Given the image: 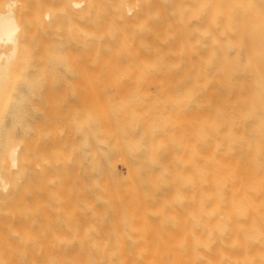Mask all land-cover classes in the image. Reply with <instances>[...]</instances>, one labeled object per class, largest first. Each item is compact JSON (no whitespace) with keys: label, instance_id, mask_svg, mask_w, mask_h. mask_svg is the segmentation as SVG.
<instances>
[{"label":"bare ground","instance_id":"6f19581e","mask_svg":"<svg viewBox=\"0 0 264 264\" xmlns=\"http://www.w3.org/2000/svg\"><path fill=\"white\" fill-rule=\"evenodd\" d=\"M16 1L0 12V264H264V0H72V86L131 95L62 104V140L47 103L53 184L47 98L15 97Z\"/></svg>","mask_w":264,"mask_h":264},{"label":"rangeland","instance_id":"374dc122","mask_svg":"<svg viewBox=\"0 0 264 264\" xmlns=\"http://www.w3.org/2000/svg\"><path fill=\"white\" fill-rule=\"evenodd\" d=\"M7 1L8 0H0V12L5 10V8H6V5L5 4H6ZM71 1L72 0H18V1H16L15 4L12 5V9H13V11L15 13L16 18H18V22H19L20 30H21V36L19 38L20 39V41H19L20 43L18 44V45H20L21 50L20 49H18V50H19V52L21 51L20 53L22 55H24V53H25V55L23 57H21L22 58L21 59V65H20V61H19V63L18 62L15 63L16 61L13 63V65L16 64V67L19 65L18 66V70L15 68V66H13V69L15 68L17 70L16 72L19 71L18 74H17V76H16V78L13 80V82H15V84H16V86H15V91H16L15 97L20 98V99H23V98H25V99H31L30 102H33L32 99H34V101H36L35 99L40 100L42 98V100H40V101L37 100L39 102L38 105L40 104V102L44 103L43 102V97H44V99L47 98V100L45 102L46 105L49 102H52L51 104L53 105L54 99H57V98H58L57 101L58 100L60 101V98L61 99H64L65 98L64 100H61V101L64 102L65 100H70L72 102L71 97L72 96L74 97L75 96L74 94H78L77 93L78 91L77 92L74 91V88L76 87L75 88V90H76L79 87L77 89L79 91L83 89V84L81 86L80 85H77L76 86V84H75V85H73L74 88L72 86V79L74 80V75H73L74 74L73 73L74 70H73V65H72V59H71V62H69L70 61L69 58H72L70 56L72 55L71 52H72V48L74 46V37H75V33L73 32V30H74L75 25L77 24V20L76 19H78V14L76 13V11H74V7L72 6V2ZM257 7L258 8H256V13L261 17V19H264V10L260 9L259 6H257ZM45 11H49L50 13H52V16L56 19L54 22H52L51 25L49 24V26L48 25H45V23L43 21L44 20V12ZM68 51L70 53H68ZM22 52H24V53H22ZM20 53L17 54V57H16L17 59L16 60H18V55ZM64 53L65 54L67 53L68 56L64 55ZM64 56L67 57V58H64ZM63 58H64V60H63ZM65 59H67L66 63H68L67 64V68L69 67L68 69H70L71 71H69V70L66 69V63H64L65 62ZM19 60H20V58H19ZM15 69H14V71H15ZM68 72H71V73L68 74ZM12 73H13V70H12ZM15 74L16 73H14V77H15ZM12 79H10V80H12ZM7 81L9 82V80H7ZM11 83H12V81H11ZM84 85H85L84 86V90L85 89L86 90L85 91L84 90L83 91H80V94H79L80 96L78 95L80 101H78L79 100L78 97L75 96L78 100L73 101L72 102L73 104L72 103H69V101H65L64 103H59V101H58V102H56V105L54 104L55 107L56 106L58 107L61 104V106L59 108L60 111H61V114H60V111L57 108H56V110L59 111V112L55 111V113L56 112L59 113V115L56 113L59 116V118L54 119L55 118L54 116H56L55 113L52 114L53 117H51L52 120H55V124L57 122H59V120L61 121V122H59V127L65 126L67 122L70 123V121H71L68 116H66V118L68 117V119H69L67 122H66L67 119H65V118L60 119V115L62 116V113L63 112L64 113L65 112H68V110H66V109H68V108L74 109L73 107H74V105L76 107L77 106V103L79 105L80 104L81 105H87L88 102H91V100L88 101V98L89 97L92 98V99L96 98V100H100L101 98H103L101 96V94L103 96L108 95V97H111V98L113 97V96H111L112 90H109L110 89L109 86H105V85H101V86H99V85L97 86L96 85L95 86V85H90L89 84L90 85V87H89V85L88 86L86 84H84ZM91 86H92V89H101V88L104 89L105 88L107 90L105 91V93L96 92V93H98V94H96V93H94V91L91 93L90 92ZM127 86L129 87V85H127ZM127 86L126 87L124 86V87L125 88H128ZM132 86H134V85H132ZM132 86H130V87L132 88ZM94 87H96V88H94ZM134 87L135 88H141V87L142 88H145V87L148 88L150 86H139L138 85V87H137L135 85ZM51 92H53L54 94H56V96L53 95L54 97H52L51 95L53 93H51ZM73 92H74V94H73ZM88 92L91 93V94L94 93L93 94V97H91L90 96L91 94H88ZM150 93L149 94H146V95H148V101L151 100L150 102H153L156 99L158 100V98H156V99H154V98L155 97H158L159 94H157L155 92H152V91ZM87 94L89 95L88 98L86 96ZM95 94L98 95V96H101V97H97ZM112 94H114L113 99L114 98L115 99H118V97L119 98H124V97L127 98L129 95H131V93L130 92L128 93V91H127V93L125 92V94L123 93L125 96L121 92H120V94L119 93L116 94L115 91H113ZM126 94H128V95H126ZM139 94H141V93H139ZM142 94H144V93H142ZM65 95H67V96H65ZM82 95H84V96H82ZM174 95H175V93L172 92L171 93V96L175 97L176 95L175 96ZM115 96H117V98ZM152 96H153V98H152ZM67 97H69L70 99H68ZM50 98L52 100H50ZM98 98H100V99H98ZM104 98L109 99V98H107V96H105ZM111 98H110V101L112 102L113 99L111 100ZM48 100H50V101H48ZM33 104L34 103H32V104L29 103V106L32 105L31 107H33V108H31L33 110L30 109L31 110L30 111L31 115H32V111L34 112V110L36 109V108H34V106L36 105V103H35V105H33ZM62 104L67 105L68 108L63 107L64 105H62ZM42 106L45 107L46 110H44V108H41V109H43V111L42 112H40V110L38 111V112H40L41 115L36 116L39 113H37V114L35 113L34 116L37 117V118H39V117L42 118L43 117V120L41 119V122L43 121L44 123H45V119H46V121H48V119H49V121H51L52 124H50L49 121H48L46 123L47 126H45V125H43L44 123L42 122L43 123V124L41 123V125H43L42 126L43 127L42 129L41 128H38V127H35L34 125L37 124L39 121L38 122L36 121V123L34 122L33 124L30 123V121L33 122L35 120H39L40 118L39 119H35V117H33L34 119L31 118V120L29 121V124H30L29 126L30 127L32 126V129H33L32 132H35L36 133V129H41V131L40 130L37 131V132H40V134H41V132L45 130L44 128H47V127L50 128V129L49 128L46 129V130H50V133L51 132L54 133L55 130H59L60 131V128L58 127V124H57V126H55L54 123L52 122V120L50 119V116L51 115H50L49 111L51 109L48 110V113H47V109H49V106L48 105L47 106L42 105ZM54 106H53V108H54ZM71 106H72V108H71ZM35 107H37V105ZM62 107H63V109H62ZM50 108H52V106ZM54 109H53V112H54ZM43 113L45 115H47V116H45ZM69 113H70V110H69ZM69 113H68V115H69ZM65 115H66V113H65ZM65 115L62 116V117H65ZM58 116H56V117H58ZM44 117H47V118H44ZM64 121L66 122L65 124H64ZM69 123H67V126L65 127L66 129H64V127L61 128V132L63 134L62 133L60 134V132H59V135H61V138H60L61 140L64 137L66 138V136L64 134L68 135L67 133H69V132L66 131L67 129H69V127H68L69 126L68 125ZM52 125H54V129L55 130L53 129V126ZM39 127H41L40 124H39ZM57 127L59 129H57ZM34 128H36V129H34ZM51 129H52V131H51ZM53 130H54V132H53ZM68 131L71 132V130H68ZM28 132L32 133L31 130H28ZM43 133H47L48 135H46V136H48V138L45 135L43 136L42 135ZM43 133L41 134V136H43L44 140L42 141L43 138L40 136L42 138V139L40 138V140H41L40 143H42L43 146H44V143L47 142L45 144V147H44L45 150L42 149V150H44V152L41 151V149H39V147H40L39 145L37 147L38 149L36 148L35 145H37V142L34 145V142L32 143L30 141V139H31L30 137H33L35 135L32 138V140H33L37 135H39V133L34 134V135L32 133L33 136H31V135L28 134L30 136L29 137L30 138L29 139V141H30L29 144L31 145V143H32V146L33 145L35 146V147L33 146V149L36 148L35 151L38 150V152H39V150H40V152H43V153H41L42 154L41 155L37 151H36V153H34V150L31 149L32 150L31 152L34 153V154H33V158L31 157L30 159L31 160H34V158L36 159V157H38V154H39V156L41 155V158H42V156L44 157V159L43 158L41 159L42 161L43 160L44 161H47L48 160V162H45V163H47V164L48 163H51V165H52V162L55 163L54 162L55 161V157L52 156L51 154L54 153L55 149H56V151H57V149L59 150L60 147L57 148V146H59L61 142L59 143V141H56V139L58 140V137L55 139V136H59V135L56 134V132L54 133V134H56L55 136L53 134L50 135V133L49 132H46V131H44ZM63 135H64V137H63ZM52 136H54V138H52ZM125 136H126V134H125ZM45 137L47 139H45ZM37 139L39 140L38 137H37ZM49 140H50V144L49 145L51 147L50 146H47ZM53 141H55V144L53 143ZM56 142L59 143V145ZM40 143L38 142V144H40ZM30 145H29V147H30ZM62 146H63V144H62ZM47 147H50V148H52L54 150L51 153L50 152H46L45 153L46 150L47 151L49 150V148L46 149ZM47 153H49V154H47ZM56 153H54L55 156H56ZM59 153H60V151H59ZM47 155H48V157H47ZM34 156H36V157H34ZM51 157L54 158V161H50V159L53 160ZM42 161H40V162H42ZM56 161H57V159H56ZM31 163H32V161H31ZM36 163L37 162L35 161V164ZM39 163H38V166H36L34 163L33 164L36 167L40 168L39 165H41V164H39ZM45 163H44V166L47 167ZM116 163H117L116 164V168H117L118 173L121 176H125L126 173H127V169H125V167L121 164V162H119L120 164L118 162H116ZM56 164H57L56 166L59 165V163H57V162H56ZM34 165H33V168L35 169V175H34L35 177L33 175H31L33 173L30 172L31 173L30 174V181H31V179L33 177H34V179L35 178L39 179V177H38L39 175H36V173L38 172L37 171L38 169ZM51 165H49V168L47 167L50 170V172L49 171L47 172L46 171L47 168H46V170H45L46 173H44V168L45 167L42 166L44 168H43V171L39 169L40 175H41V172H43V174H45V176H48L49 175V177H51L52 175L58 174L57 172H59V170H58L59 167L57 168L56 166L52 165V168L55 170L53 172L52 169L50 168ZM53 166L56 167L57 169H55ZM33 168H31V171L34 172ZM50 174H52V175L50 176ZM41 176H40V178H41ZM49 177H46V178L49 179ZM34 179H32V184H33V180ZM130 179H136V176H134V177L131 176ZM51 180L52 179H49V181L48 180L47 181L48 182H52V184H53L54 183V180H56V179L53 177V181H51ZM31 186H33V185H31ZM47 186H46V189H49L50 187H47ZM49 186H51V185L49 184ZM54 186H55V184H54ZM52 188H55V187H53V185H52L50 189H52ZM31 189H33V187ZM32 191H30V193H33ZM88 208H87V210H88ZM87 210H85V211H87ZM89 210L92 211L91 208ZM89 210H88V212H90ZM183 223H184V221L182 220L181 221V225H183Z\"/></svg>","mask_w":264,"mask_h":264}]
</instances>
